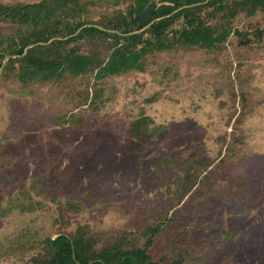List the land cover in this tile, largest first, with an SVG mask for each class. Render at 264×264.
<instances>
[{"label":"rangeland","instance_id":"374dc122","mask_svg":"<svg viewBox=\"0 0 264 264\" xmlns=\"http://www.w3.org/2000/svg\"><path fill=\"white\" fill-rule=\"evenodd\" d=\"M136 1L0 0V264H47L59 235L159 264H264V0L180 7L162 51L145 33L160 19L140 17L170 4ZM184 15L225 40L176 41ZM118 47L139 66L96 80Z\"/></svg>","mask_w":264,"mask_h":264},{"label":"trees","instance_id":"16d2710c","mask_svg":"<svg viewBox=\"0 0 264 264\" xmlns=\"http://www.w3.org/2000/svg\"><path fill=\"white\" fill-rule=\"evenodd\" d=\"M166 1L170 5H161L156 9V14L152 15L149 18L140 17L139 24V26L142 28L151 20L160 19L158 22L154 23L145 33L150 34V37H152L158 44L157 49L161 51L167 50L171 47L170 44H165L162 41V37L164 36L166 29L171 25L172 21L181 13L178 12L170 17L167 16L171 15L172 12L179 9L180 7L196 4L205 0ZM143 3L144 0H137L136 7ZM25 8H36V6H25ZM2 9L13 12V10H10L8 8ZM22 16L25 20L24 22H32L30 21L33 18L32 15H29L27 13ZM184 21V25L188 27H184L182 29L176 41L186 42L189 45L197 46L200 48L214 49L217 48L218 44L223 42V40H225L226 38L225 33H217L213 29L204 26L203 24L197 23L192 18H189L188 15H184ZM90 30L97 31L101 34L105 33L104 31L97 28H91ZM141 37L142 35L132 34L131 36H128L127 39L133 42ZM23 48L24 45L19 50L13 49L8 50L7 52L11 55H22ZM28 57L29 54H26L25 56L16 59V62L20 63V68L22 67L25 70L28 69ZM140 57L141 55L138 56L136 53H134V51H129L124 47H118L117 50L109 57L108 61L105 62L103 66L98 67V72L95 75V78L96 80H101L106 76H114L131 69H136L139 66ZM10 62L14 61L11 59ZM86 65L87 61H80L78 67L76 68L78 73L83 72ZM43 68L44 67L42 66V69ZM150 245V241L148 240L146 246L148 247ZM48 246L51 249L53 257H55V259H52L47 264H159L151 260V257L149 256L146 248H138L124 253H119L118 250L112 251L108 249L107 251L103 250L97 253L93 251V249H91L90 244L85 245L81 240H74L63 235H59L55 239L49 240ZM168 264L182 263L180 261H172Z\"/></svg>","mask_w":264,"mask_h":264},{"label":"water","instance_id":"95a60500","mask_svg":"<svg viewBox=\"0 0 264 264\" xmlns=\"http://www.w3.org/2000/svg\"><path fill=\"white\" fill-rule=\"evenodd\" d=\"M26 53V51L24 52V54Z\"/></svg>","mask_w":264,"mask_h":264}]
</instances>
